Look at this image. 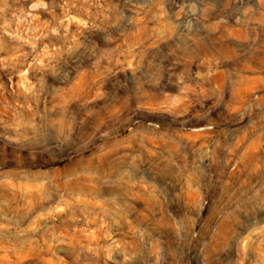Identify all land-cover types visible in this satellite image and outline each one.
<instances>
[{
  "label": "rangeland",
  "instance_id": "rangeland-1",
  "mask_svg": "<svg viewBox=\"0 0 264 264\" xmlns=\"http://www.w3.org/2000/svg\"><path fill=\"white\" fill-rule=\"evenodd\" d=\"M0 264H264V0H0Z\"/></svg>",
  "mask_w": 264,
  "mask_h": 264
}]
</instances>
